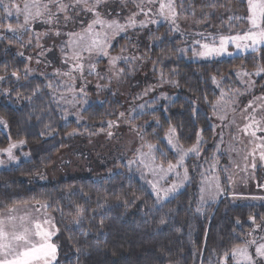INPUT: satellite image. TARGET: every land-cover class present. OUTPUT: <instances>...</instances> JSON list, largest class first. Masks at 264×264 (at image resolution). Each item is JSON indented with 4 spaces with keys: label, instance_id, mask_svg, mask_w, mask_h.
<instances>
[{
    "label": "trees",
    "instance_id": "obj_1",
    "mask_svg": "<svg viewBox=\"0 0 264 264\" xmlns=\"http://www.w3.org/2000/svg\"><path fill=\"white\" fill-rule=\"evenodd\" d=\"M175 4L179 19L192 18L203 29L231 35L244 28L225 24L232 22L234 13L245 12L241 0H175ZM145 34L137 48L155 73L176 85L177 96L157 109L136 113L133 124L146 140L166 150L163 156L156 151L158 162L176 160L162 139L170 126L175 127L182 146L190 147L200 132L210 150V115L218 98L213 77L221 78L226 89L240 87L236 71L264 67V48L260 54L190 62L180 57V38L171 35L166 26ZM16 45L9 38H0V76L4 77L0 80V116L8 126V135L0 130V148L24 140L23 150L31 158L0 169V215L14 206L47 205L59 229L58 264H220L225 252L230 254L233 247L244 245L254 227L264 221V203L241 204L225 197L199 205L196 180L162 204L138 174L127 170L31 185L29 179L51 167L56 156L68 148L73 133L95 136L106 132L109 121L124 106L111 93L103 99L93 95L82 112V123L65 121L53 97L58 82L52 76L25 75L27 61L16 53ZM120 67L126 70L123 63ZM78 207L82 213L78 214Z\"/></svg>",
    "mask_w": 264,
    "mask_h": 264
},
{
    "label": "rangeland",
    "instance_id": "obj_2",
    "mask_svg": "<svg viewBox=\"0 0 264 264\" xmlns=\"http://www.w3.org/2000/svg\"><path fill=\"white\" fill-rule=\"evenodd\" d=\"M241 1L245 4V12L234 13L233 16H230L232 22L226 21L225 24H242L244 28L238 33L243 34L250 28V22L247 19L250 13L247 0ZM12 2L13 0H3V5H8L12 11V16H8L3 5H0V38H9L18 43L16 53L25 58L28 65L24 72L25 75L52 76L55 78L58 83L55 88L56 91L53 92V97L62 109V116L65 121L82 123V112L88 106L93 95L95 98L103 99L106 94L111 93L124 106L122 112L124 116L118 115L117 118L111 119L109 122H112V126L108 127L106 132L95 136L73 133L68 148L56 156L51 167L31 177L29 179L31 185H44L70 178L109 176L114 172L127 170L129 173L138 174L159 204L174 198L188 185L194 183L195 180L199 189L197 201L201 206L216 203L225 197L241 204L264 203V168H261L263 160L259 157V152L262 149L257 147L261 141L246 135L243 131L245 125L251 123L253 118L260 121V126L264 127V108L257 107V105L264 104V100H256L257 97H264V92L260 91L264 87V83H259L262 78L264 79V73L257 76L255 75L256 70L238 69L236 77L240 87L235 89L222 87L221 78L213 77L215 78L213 79V86L218 91V98L212 105L210 115L213 128L211 149L207 150L206 140L203 138L205 143L200 146L201 155L199 157L192 155L185 160V166L189 171V181H185L174 193H171L167 198L158 199L149 181L157 184L158 189L161 190L160 196L163 197V190L169 188L173 183L178 184L180 182L183 177V169H179L180 177L169 175L167 178L161 179L160 175L150 174L138 163L128 164L129 160H137L140 153H147V145L151 143L144 138L133 124L132 121L136 113L157 109L163 102L168 99H175L177 96V89H173L176 85L169 82L168 78L164 77L165 75L159 72L155 73L148 59L140 53L137 48L139 38L142 39L146 36L147 31L164 25L171 35L180 38L179 55L190 62L232 59L256 51L238 50L233 45H229L228 52L231 55L200 57L194 55V51H200L199 46L195 45L194 41L211 43V37L218 38L224 34H221L219 30L203 29L192 18L179 19L177 16L175 24H173L170 19H165L159 15L158 2L148 4L147 0H144L143 3H141V0H102V3L96 6L95 0H88V6H95L100 13L99 18L104 21L115 19L120 23H126L128 17L140 11L138 5L143 7L148 14L140 13L137 15L135 17L137 27L127 28L111 42L112 47L108 49V56L85 51L82 53L83 60L80 61L84 65L83 72L71 71L73 64L76 63L72 58L73 54L74 52H80L81 47L74 43L70 44V39L76 41L78 38L75 36L70 38L68 34L79 33L87 37L89 35L86 32L88 25L97 19L94 13L83 10L81 6L72 7V0H62L64 4L69 5L67 12H57L56 6L52 5L51 11L56 13L52 23L44 22L48 18L45 14L44 19L32 22L30 27L20 28L16 32H9L6 30V26L11 24L10 20L16 21L12 24L14 28L18 24H23V14L17 15L15 13V9L11 7ZM14 2L22 7L25 0H14ZM241 6H238L237 10ZM149 8L151 9L150 12L148 11ZM65 15L68 16L67 20ZM139 21H145L147 26L139 27ZM152 21L156 22L153 23ZM176 27L179 28V31L174 30ZM93 30L107 31L111 35V30L107 29L106 26L102 29L100 25H94ZM56 32H59L60 35H56ZM201 33L203 36L200 35ZM205 37H208V39L206 40ZM120 38L126 40L119 42ZM86 42L87 40L79 43L82 46ZM263 48L264 45L259 46L257 52L260 54V50ZM114 56L127 59H121L117 61L116 65H112L110 59ZM121 63L125 65L126 70L124 69L123 73L117 76L116 73L119 69H122L120 67ZM92 65H95L94 71H90ZM259 67L262 66L259 65ZM69 72L70 75H64V73ZM245 72L250 75H243ZM222 93L223 98H221ZM250 101L253 102L252 108L245 110V106ZM0 130L8 135L7 123L6 125H0ZM109 133L112 134L109 135ZM260 135H264V133L258 132L257 137ZM176 137L174 143H179L177 132ZM163 140L175 159H178L166 140ZM23 146L24 144H18L13 149V155L16 158L14 160H9L6 153L0 152V161H3V163H0V169L29 160L31 158L30 153L24 151ZM217 146H219L218 149ZM160 150L166 154L165 149ZM154 155L156 156L157 152ZM156 163L161 162L156 160ZM213 163L217 164L215 169L211 167ZM163 165L167 168V164L163 163ZM225 168L227 171H223ZM215 176L219 177L220 186L224 191L215 199H211L205 194L206 202L202 204L200 201L201 185L205 177L211 180ZM9 209L0 216H15L17 217V224L20 223V217H28L29 220L40 219L41 221L46 217H50L55 223L53 216L47 212L45 204L14 206L12 207L14 211L11 212H9ZM260 224V227H257V225L254 227V232L251 235L249 234L246 243L240 247L248 245V241L252 239L257 240V245L264 243V239H261V237H264V221ZM58 234L53 237V242L56 244ZM248 250L252 253L256 264H264V258L255 257V246L249 245ZM57 259L59 261V254ZM220 264H225L224 259ZM227 264H236V261L231 258L230 261H227Z\"/></svg>",
    "mask_w": 264,
    "mask_h": 264
},
{
    "label": "snow or ice",
    "instance_id": "obj_3",
    "mask_svg": "<svg viewBox=\"0 0 264 264\" xmlns=\"http://www.w3.org/2000/svg\"><path fill=\"white\" fill-rule=\"evenodd\" d=\"M144 0H141L143 3ZM159 3V15L165 19H170L173 24H175L176 18L178 16V11L176 8L175 0H147L148 4ZM102 3V0H95V5L98 6ZM248 11L250 15L247 17L250 22V28L241 33H236L234 35H220L217 37H211V43L197 40L194 41L195 45H198L200 48L199 52L194 51V55L200 57H212L223 54H229L228 47L233 45L236 49H244L257 51L259 46L264 45V0H247ZM0 5H3V0H0ZM55 5L57 12L66 13L69 5L64 4L62 0H25L23 6L15 3L14 0L11 4V7L15 9L17 15L23 14V24H18L15 28L12 24L6 26V30L9 32H16L20 28H28L31 23L37 20L44 19L45 14H47V19L44 20L45 23H52L53 18L56 16V13L51 11V6ZM72 7L81 6L83 10L94 13L97 19L93 20L87 27L86 32L89 34L87 37L79 33H69V37H77L76 41L70 39V44H77L78 47H81L80 52H74L73 59L76 63L73 64L71 71H80L81 73L84 70V65L80 61L83 60V52L93 53L97 55L108 56V49L112 47V41L122 32L126 31L127 28L137 27V21L135 17L140 13L147 15L148 13L144 11V8L138 5L140 11L138 13H133L130 17L127 18L126 23H120L118 20L104 21L100 19V13L96 10V7H89L88 0H72ZM5 12L8 16H12L13 13L9 9L8 5H3ZM182 7V5H181ZM150 12L151 9L149 8ZM65 19H68V16L65 15ZM155 23L156 21H152ZM94 25H100L103 29L105 26L107 29L111 30V35L107 31H94ZM147 24L145 21H139V27H146ZM175 31H179V28L176 27ZM43 35V34H41ZM56 35H60L59 32H56ZM203 36V34H200ZM207 40L208 37H205ZM82 46L79 42L86 41ZM31 43V41H29ZM121 59H127L125 57L114 56L111 57L110 63L116 65L117 61ZM134 59V58H133ZM95 70V65H92L90 71ZM124 69H119L116 73L117 76L122 74ZM264 73V67H259L255 75L259 76ZM16 75V73H12ZM64 75H70L69 73H64ZM239 75V74H238ZM243 75H250L245 72ZM4 79L3 76H0V80ZM215 79V78H213ZM223 98V93L222 97ZM256 100H264V97H257ZM253 102L250 101L246 106L247 108H252ZM257 107L264 108V104L257 105ZM255 111V109H253ZM120 116L123 117L124 113H120ZM223 119V117H221ZM6 121L3 117H0V125H6ZM260 121L251 119V123L245 125L243 131L246 135L255 137L261 141L258 148L262 149L259 152V157L261 160H264V135L257 137V133H264V127L260 126ZM112 126V122H109V127ZM202 132V130H201ZM112 133H109L111 135ZM176 129L175 127L170 126L165 133L163 139L166 140L167 144L174 151V154L178 157L175 163L168 161L167 168L164 167L163 162L156 163V156L154 153L160 151L161 156L165 155L163 151L159 149V146L156 144L149 143L147 145L148 152L140 153V156L137 160H129L128 164L133 163L140 164L144 169H146L152 175H160L161 179L167 178L169 175H175L177 177L181 176L179 169H183V177L180 182L173 183L169 188L163 190V197L160 196V189H158L157 184L149 181L152 185L153 191L156 193L158 199L167 198L171 193H174L180 186L183 185L185 181H189V171L185 166V160L189 156L201 155V145L205 143L203 136L200 132L196 135V142L193 143L190 147L184 148L179 143H174L176 140ZM24 140L18 142L9 143L6 148H0V152L6 153L9 160L16 159L13 155V149H15L18 144H24ZM219 146H217V149ZM3 163V161H0ZM217 166L216 163H213L211 167L215 169ZM255 167V165H253ZM227 171V169H223ZM203 175V173H202ZM224 189L220 186L219 177L215 176L211 180L205 177L204 182L200 188V201L205 203V194L211 199H215L219 194H221ZM119 199V198H118ZM47 207V205H45ZM198 212L202 211L200 207L196 209ZM14 211L10 208L9 212ZM39 211V210H37ZM83 209L77 208V212L82 213ZM17 217L8 215L6 217L0 216V264H58V245L53 242V237L57 235L59 229L56 227L52 218L46 217L41 221L40 219L29 220L28 217H20V223H16ZM163 223V221H161ZM257 227H260L257 225ZM264 239V237H261ZM255 246V257L264 258V243L257 245V240L252 239L248 241V245L240 247L239 245L233 247L229 252L224 253V261L227 264L229 256L236 261V264H256L252 253L249 252L248 246Z\"/></svg>",
    "mask_w": 264,
    "mask_h": 264
},
{
    "label": "crops",
    "instance_id": "obj_4",
    "mask_svg": "<svg viewBox=\"0 0 264 264\" xmlns=\"http://www.w3.org/2000/svg\"><path fill=\"white\" fill-rule=\"evenodd\" d=\"M261 168H264V160H263V163H262V166H261ZM264 170V169H263Z\"/></svg>",
    "mask_w": 264,
    "mask_h": 264
}]
</instances>
